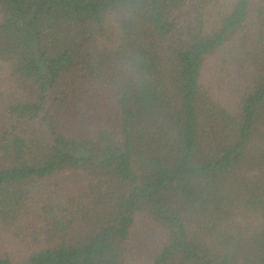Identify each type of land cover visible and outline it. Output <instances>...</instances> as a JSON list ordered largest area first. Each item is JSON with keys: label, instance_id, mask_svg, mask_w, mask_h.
Segmentation results:
<instances>
[{"label": "trees", "instance_id": "16d2710c", "mask_svg": "<svg viewBox=\"0 0 264 264\" xmlns=\"http://www.w3.org/2000/svg\"><path fill=\"white\" fill-rule=\"evenodd\" d=\"M0 264H264V0H0Z\"/></svg>", "mask_w": 264, "mask_h": 264}, {"label": "rangeland", "instance_id": "374dc122", "mask_svg": "<svg viewBox=\"0 0 264 264\" xmlns=\"http://www.w3.org/2000/svg\"><path fill=\"white\" fill-rule=\"evenodd\" d=\"M204 70V81L222 95H228V90L233 84L231 81L235 78L238 81H242L246 75V70L243 68L241 62V56L231 45L226 46L214 56H211L207 60ZM156 237V229L151 223L141 219V217H137L133 228V241L131 244L134 247L141 245L140 247L146 248L142 244L153 240L155 241ZM141 251H145V249Z\"/></svg>", "mask_w": 264, "mask_h": 264}]
</instances>
